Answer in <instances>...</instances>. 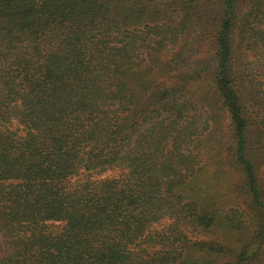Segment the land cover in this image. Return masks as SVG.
<instances>
[{"label": "trees", "instance_id": "obj_1", "mask_svg": "<svg viewBox=\"0 0 264 264\" xmlns=\"http://www.w3.org/2000/svg\"><path fill=\"white\" fill-rule=\"evenodd\" d=\"M261 160L264 0H0V264H264Z\"/></svg>", "mask_w": 264, "mask_h": 264}, {"label": "rangeland", "instance_id": "obj_2", "mask_svg": "<svg viewBox=\"0 0 264 264\" xmlns=\"http://www.w3.org/2000/svg\"><path fill=\"white\" fill-rule=\"evenodd\" d=\"M201 49L203 51H201L197 56L198 58H204V56L206 55V53L208 52V48L206 46H202ZM218 133H221L220 128L223 130H226V128L228 127V114L225 112L222 116H221V120L219 121L218 125ZM223 130V131H224ZM259 170V179H260V189L262 191V194L264 195V160H261L260 165L258 167ZM226 183L220 185V188L226 192V188L225 185Z\"/></svg>", "mask_w": 264, "mask_h": 264}]
</instances>
